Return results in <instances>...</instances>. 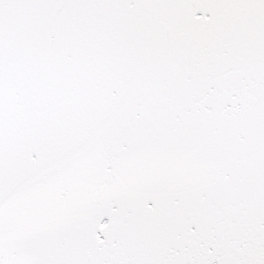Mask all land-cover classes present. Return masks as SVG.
<instances>
[{"label":"snow or ice","instance_id":"1","mask_svg":"<svg viewBox=\"0 0 264 264\" xmlns=\"http://www.w3.org/2000/svg\"><path fill=\"white\" fill-rule=\"evenodd\" d=\"M0 264H264V0H0Z\"/></svg>","mask_w":264,"mask_h":264}]
</instances>
